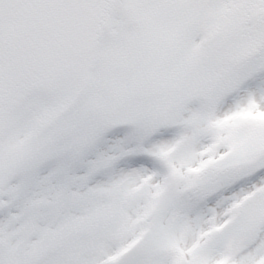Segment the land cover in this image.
Masks as SVG:
<instances>
[{
    "label": "snow or ice",
    "instance_id": "6c2138e0",
    "mask_svg": "<svg viewBox=\"0 0 264 264\" xmlns=\"http://www.w3.org/2000/svg\"><path fill=\"white\" fill-rule=\"evenodd\" d=\"M0 264H264V0H0Z\"/></svg>",
    "mask_w": 264,
    "mask_h": 264
}]
</instances>
